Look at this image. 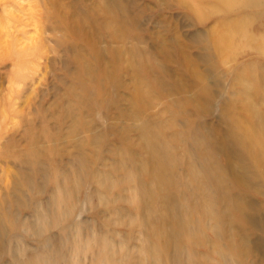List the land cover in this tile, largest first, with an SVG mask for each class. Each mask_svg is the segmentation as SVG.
<instances>
[{"label": "rangeland", "instance_id": "obj_1", "mask_svg": "<svg viewBox=\"0 0 264 264\" xmlns=\"http://www.w3.org/2000/svg\"><path fill=\"white\" fill-rule=\"evenodd\" d=\"M55 2L0 0V264H264V0Z\"/></svg>", "mask_w": 264, "mask_h": 264}, {"label": "bare ground", "instance_id": "obj_2", "mask_svg": "<svg viewBox=\"0 0 264 264\" xmlns=\"http://www.w3.org/2000/svg\"><path fill=\"white\" fill-rule=\"evenodd\" d=\"M54 2H55V0H54ZM56 3V2H55ZM57 15V17H59V13L57 14V12L55 13V16ZM68 27V26H67ZM68 29H70V28H68ZM238 29H240V27H238V25H237V28L234 30V31H238ZM227 35V34H226ZM232 35V34H231ZM230 34L229 35H227V36H225L224 37V39L225 40H227L226 42H228V41H230ZM233 36H234V34H233ZM58 45V44H57ZM97 83V82H96ZM250 112H251V117L252 118H258V120H259V123H260V125L262 124V121L260 120V118H259V114L257 113V111L252 107L251 108V110H250ZM36 116V115H35ZM28 120V119H27ZM31 121V120H30ZM36 121V120H35ZM34 122V121H33ZM32 122V123H33ZM29 123V122H28ZM36 128V127H35ZM244 135V136H243ZM240 137H241V139H242V142H243V146L246 148V149H251L252 151H255L256 153H258L259 155L261 154H264V150L262 149V147H261V144L259 145V143H260V140H258L259 142L257 143V139L254 137L255 135H254V133L251 131V130H249V129H247L245 132H244V134H241V135H239ZM241 141V140H240ZM13 146V145H15V144H13V143H11L9 146ZM260 149V150H259ZM27 151H24V150H22L20 153H26ZM19 153V154H20ZM36 156H37V154H35ZM124 160V159H123ZM259 160H261V157L259 158ZM22 161H24V159H21V161L20 162H22ZM11 173L8 171L7 173H6V175H10Z\"/></svg>", "mask_w": 264, "mask_h": 264}]
</instances>
